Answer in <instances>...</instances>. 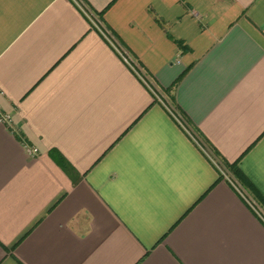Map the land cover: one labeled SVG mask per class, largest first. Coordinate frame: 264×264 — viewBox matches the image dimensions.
I'll use <instances>...</instances> for the list:
<instances>
[{"label":"crops","instance_id":"crops-1","mask_svg":"<svg viewBox=\"0 0 264 264\" xmlns=\"http://www.w3.org/2000/svg\"><path fill=\"white\" fill-rule=\"evenodd\" d=\"M83 1L264 196V0ZM0 264H264V219L72 0H0Z\"/></svg>","mask_w":264,"mask_h":264},{"label":"built area","instance_id":"built-area-1","mask_svg":"<svg viewBox=\"0 0 264 264\" xmlns=\"http://www.w3.org/2000/svg\"><path fill=\"white\" fill-rule=\"evenodd\" d=\"M77 7L85 14V16L91 21L93 26L113 45V47L119 52V54L122 56V58L131 66V68L140 76V78L149 86V88L154 92L157 99L161 100L166 107L169 109V111L175 116V118L181 123L185 129L191 134V136L195 139V141L199 144V146L210 156V158L213 160V162L217 165L219 168L221 174L229 180L235 188L247 199V201L252 205V207L257 211V213L264 219V210L261 208L262 206L257 202V200L252 197L249 192L236 180L234 177L228 172H224L222 169V162L214 158L209 152L208 149L204 146L201 139L196 136V134L191 130L189 124L185 121L184 117L177 112L176 109H174L169 103H167L165 98L162 96L161 93H159L158 89L153 85L151 80L148 78L146 73L143 71V69L139 66V64L133 60L129 53L121 46V44L117 41L114 34L107 28L105 25L101 22L99 18L96 17L94 12L88 7V5L83 0H72ZM3 121L10 123L11 122V116L5 115L2 117ZM25 145L27 146L29 153L32 155H36L38 153V149L29 143L25 142Z\"/></svg>","mask_w":264,"mask_h":264},{"label":"trees","instance_id":"trees-1","mask_svg":"<svg viewBox=\"0 0 264 264\" xmlns=\"http://www.w3.org/2000/svg\"><path fill=\"white\" fill-rule=\"evenodd\" d=\"M223 165L227 171L236 179L256 200L257 202L264 207V196L259 192L256 186L249 180L246 174L242 171L237 164H230L223 162ZM221 177L223 175L221 174Z\"/></svg>","mask_w":264,"mask_h":264},{"label":"rangeland","instance_id":"rangeland-1","mask_svg":"<svg viewBox=\"0 0 264 264\" xmlns=\"http://www.w3.org/2000/svg\"><path fill=\"white\" fill-rule=\"evenodd\" d=\"M203 142V141H202ZM204 146L208 149V152L212 155V151L210 150V148L203 142ZM213 156V155H212ZM215 158V156H213ZM217 159V158H216ZM218 160V159H217ZM222 169L224 170V172L227 171V169L225 168V166H222ZM250 194V193H249ZM251 195V194H250ZM252 196V195H251ZM253 197V196H252ZM262 208V207H261ZM263 209V208H262ZM264 210V209H263Z\"/></svg>","mask_w":264,"mask_h":264}]
</instances>
